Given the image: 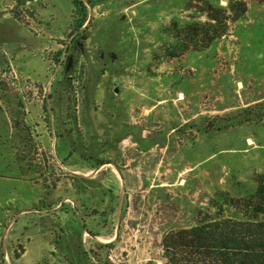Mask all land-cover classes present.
I'll return each instance as SVG.
<instances>
[{
	"label": "rangeland",
	"instance_id": "obj_1",
	"mask_svg": "<svg viewBox=\"0 0 264 264\" xmlns=\"http://www.w3.org/2000/svg\"><path fill=\"white\" fill-rule=\"evenodd\" d=\"M205 2L227 7L0 0V264H163L200 213L242 219L225 201L264 185V3L198 49Z\"/></svg>",
	"mask_w": 264,
	"mask_h": 264
},
{
	"label": "trees",
	"instance_id": "obj_2",
	"mask_svg": "<svg viewBox=\"0 0 264 264\" xmlns=\"http://www.w3.org/2000/svg\"><path fill=\"white\" fill-rule=\"evenodd\" d=\"M226 2V8L205 2L200 12L205 14L206 22L183 28V32L190 31L196 48H207L224 36L229 24L247 11V0ZM225 204L237 210L242 219L225 216L219 205L214 214L200 213L195 226L165 237L163 264H264V219L258 220L259 216L264 218V185L259 184L249 198H231Z\"/></svg>",
	"mask_w": 264,
	"mask_h": 264
}]
</instances>
